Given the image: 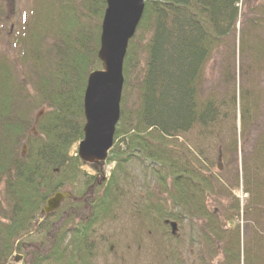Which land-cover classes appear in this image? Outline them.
Returning <instances> with one entry per match:
<instances>
[{"label": "trees", "instance_id": "obj_1", "mask_svg": "<svg viewBox=\"0 0 264 264\" xmlns=\"http://www.w3.org/2000/svg\"><path fill=\"white\" fill-rule=\"evenodd\" d=\"M33 2L25 35L12 44L11 56H0V186L4 187L5 204V222H0V264L15 252H23L16 242L29 231L45 201L80 178L88 184L83 206L67 212L66 222H70L62 234L61 228H56V235L49 242L47 238L44 248L33 246L25 254L28 264H89L88 238L100 218L106 219L116 199L106 186L101 195L91 191L89 186L96 185L89 181L95 177L86 180L88 176L81 169L84 164L74 148L83 138L88 75L101 69L97 52L106 4L105 0ZM243 4L247 6L242 13ZM249 5L250 0H144L137 31L143 37L140 50L146 57L145 66L136 101L129 108L126 92L135 36L124 62L121 117L107 162L116 167L108 180L111 186L118 185L117 173L123 174L130 162H138L158 180L159 191L148 192L142 207L135 211L152 230L157 225L166 230L165 220L181 225L185 215L177 212L178 208L190 217L206 216L201 199L211 180L189 165L182 151L171 150L163 140L176 138L177 133L192 127L204 131L209 122L217 120L213 99L204 101L198 96V80L204 63L234 33L240 18H246L251 29L264 31V2L255 10ZM244 36L239 37L238 53L254 55L257 64L264 61V44L256 45L250 34ZM247 71H238L245 81ZM246 95V100L240 98L245 105L250 91ZM40 110L42 118L35 121L32 115ZM247 111L248 107L241 111L242 122L248 118ZM119 142L124 143L123 150ZM261 143L264 147V135H260L258 146ZM237 147L233 141L227 150L236 153ZM262 175L264 172L259 181L264 183ZM258 200L252 205L255 212H260ZM232 211H238L237 205ZM71 213L80 217L76 223L77 218L69 219ZM71 223L75 225L68 230ZM202 229L205 235V227ZM68 232L72 234L65 241ZM215 233L209 234L210 241L217 237ZM210 245L214 252V244ZM173 250L167 255L170 262L177 259Z\"/></svg>", "mask_w": 264, "mask_h": 264}, {"label": "rangeland", "instance_id": "obj_2", "mask_svg": "<svg viewBox=\"0 0 264 264\" xmlns=\"http://www.w3.org/2000/svg\"><path fill=\"white\" fill-rule=\"evenodd\" d=\"M262 2L264 0H250L249 6L257 9ZM33 4V0H0V14L3 16L0 21V56H11L14 48L12 44L17 37L25 35ZM246 6L241 5L242 13L246 11ZM249 11L248 9L247 13ZM247 22L246 18H240L234 33L204 63L198 80V96L204 101L213 99L217 107V120L213 124L209 122L204 131L192 127L189 131L177 133L176 138L163 140L171 150L182 151V156L189 161V165L211 180L208 193L201 199L206 216L190 217V214L178 208L177 212L185 215L179 227L180 240L170 239L169 232L167 235L158 225L151 235L147 228L139 226V216H133L132 211L142 207L148 192L159 191L158 180H153L149 171L144 170L145 167L138 162H130L125 166L123 174L117 173L118 185L114 187L111 186L113 183H108L114 170L116 171L114 163L105 161L97 165L96 169L100 168L102 174H97L91 165L84 164L81 169L86 173L85 177L88 176L86 180L95 177L89 181L96 185L95 188L89 186L92 187L91 191L100 194L106 186L112 192V198H116L107 216L105 215L106 219L100 218L88 238L91 254L89 264H174L167 258L173 248L182 264H191L192 260L199 264L197 259L200 260V256H205L208 264H264V183L259 181L261 172H264L263 142L258 146L260 135H264V61L257 64L254 55L237 53L242 34L244 37L250 34L253 42L258 45L259 42L264 44V31L259 28L251 29ZM11 29L10 37L8 33ZM142 38L137 31L126 92L129 108H133L136 101L145 66L146 57L140 50ZM246 69H249L247 81L238 72H245ZM247 91H250V95L245 105L241 99H247ZM123 93L124 89L122 98ZM244 107H248V118H243L242 122L240 116ZM32 116L38 120L42 118L40 111H35ZM233 141L238 144L236 153L231 148L229 152L227 150ZM119 146L122 150L125 147L120 142ZM74 148L77 150V145ZM87 186L84 178L67 183L61 191L69 196L61 203L55 212L57 214L43 217L42 212L39 213L29 231L16 242L21 245L23 252H15L5 264H28L26 251L30 253L33 246L44 248L47 238L49 242L50 237L56 235L55 229L58 227L62 234L65 224L70 222H66L67 212L78 211V206L84 204L83 194ZM3 190L1 185L0 222H5L2 214V208L5 207ZM258 195L261 196L259 200ZM161 198L164 196L161 195ZM257 200L260 212H255L252 207ZM235 205L238 213L232 211ZM71 214L69 219L77 218L74 221L76 223L80 217ZM74 223H71L68 230ZM202 227H205L204 233L216 232L218 237L214 236L213 241L208 240L207 246L201 243L205 236L202 234ZM71 234L67 233L65 241ZM192 239H195L193 248L190 246ZM210 244H214V252Z\"/></svg>", "mask_w": 264, "mask_h": 264}, {"label": "water", "instance_id": "obj_3", "mask_svg": "<svg viewBox=\"0 0 264 264\" xmlns=\"http://www.w3.org/2000/svg\"><path fill=\"white\" fill-rule=\"evenodd\" d=\"M143 10L144 0H106L97 54L103 70L90 73L84 92V139L78 146V157L85 163L104 161L112 147L120 118L123 62ZM66 197L67 194H54L42 212L46 215L54 212ZM165 225H169L173 236L177 235L176 223L167 221Z\"/></svg>", "mask_w": 264, "mask_h": 264}, {"label": "flooded vegetation", "instance_id": "obj_4", "mask_svg": "<svg viewBox=\"0 0 264 264\" xmlns=\"http://www.w3.org/2000/svg\"><path fill=\"white\" fill-rule=\"evenodd\" d=\"M203 258L205 259V257H203ZM204 259H203L202 261H199V263H200V264H208V261H207L206 259H205V260H206V261H205Z\"/></svg>", "mask_w": 264, "mask_h": 264}]
</instances>
